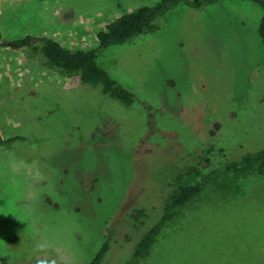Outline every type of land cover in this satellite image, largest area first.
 <instances>
[{"label": "rangeland", "instance_id": "obj_1", "mask_svg": "<svg viewBox=\"0 0 264 264\" xmlns=\"http://www.w3.org/2000/svg\"><path fill=\"white\" fill-rule=\"evenodd\" d=\"M156 1L0 0V32L89 48L108 22ZM262 14L248 0L182 3L159 30L106 48L98 63L135 93L131 105L0 46V137H24L0 145L7 264H88L106 240L102 264H264V167L228 168L264 148ZM208 148L203 207L163 221L131 258L175 168Z\"/></svg>", "mask_w": 264, "mask_h": 264}, {"label": "trees", "instance_id": "obj_2", "mask_svg": "<svg viewBox=\"0 0 264 264\" xmlns=\"http://www.w3.org/2000/svg\"><path fill=\"white\" fill-rule=\"evenodd\" d=\"M224 0H158L150 5H139L133 10L118 15L96 32V45L89 48L71 49L62 45L57 39L49 36H37L31 33L23 37L4 38L0 32V46L11 49H27L31 55H41L51 68L58 69L61 73L79 79L91 86L100 87L101 91L118 99L125 105L135 101V93L127 86L121 84L112 74L98 63V58L104 50L114 44H123L135 36L151 33L161 28L157 18L165 16L179 4H186L193 8L214 5ZM258 4L263 9V14L258 25V34L264 46V0H248ZM24 139L21 135L8 138L0 137V145ZM212 149L208 148L198 156L195 162H188L175 168L168 181V195L163 200V213L161 219L148 228L135 244L131 258H142L153 244V234L158 226L168 218L178 216L180 213L199 210L203 207L200 197L203 189L198 179L204 174L211 164ZM264 167V148L256 153H246L239 161H231L229 169L239 172H249L255 168ZM209 188V187H208ZM207 188V189H208ZM211 188V187H210ZM213 188V187H212ZM226 200L220 201L225 202ZM219 201L215 203L217 205ZM213 203H208L211 206ZM213 205V206H215ZM211 206V207H213ZM144 209H140L134 220L144 216ZM109 249L106 240L88 264H102L103 258ZM2 264H7L5 256L0 255Z\"/></svg>", "mask_w": 264, "mask_h": 264}]
</instances>
